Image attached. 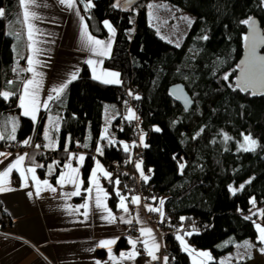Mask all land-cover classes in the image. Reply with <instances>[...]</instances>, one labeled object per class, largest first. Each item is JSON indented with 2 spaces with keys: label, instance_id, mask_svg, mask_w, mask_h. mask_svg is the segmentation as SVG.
<instances>
[{
  "label": "trees",
  "instance_id": "trees-1",
  "mask_svg": "<svg viewBox=\"0 0 264 264\" xmlns=\"http://www.w3.org/2000/svg\"><path fill=\"white\" fill-rule=\"evenodd\" d=\"M78 1L95 36H108L104 21L115 29L112 51L104 58L103 65L116 70L121 83L104 84L93 79L84 64L78 78L68 83L60 99H53L34 122L20 111L19 96L27 72L21 71L24 58L17 56L14 37L7 31L8 20L19 11V0H0V8L5 11V16L0 18V93H14L8 99L0 95V120L3 115L18 117L16 150L37 151V159L44 166L41 171L48 163H54L56 171L52 178L55 179L69 153L77 151L76 145L81 143V150L87 153L82 166L86 187L95 147L102 140L104 107L110 105L118 113L110 124L116 143L105 144L104 154L97 155L112 172V181L119 176L111 170L112 161L136 169L132 152L141 146L145 154L142 169L152 171L150 181L159 197H164L170 221L179 222L193 233L187 237L192 246L211 252L213 260L207 264H220V256L243 239L259 244L252 222L257 216H252L254 207L250 200L254 198L256 206L264 209V95L250 97L235 85L247 28L242 21L251 18L264 27V0H163L194 17L179 46L157 33L149 23L146 5L134 11L136 4L122 9L114 7L117 0H91L95 6L85 10L83 5L88 0ZM204 36L208 39H203ZM226 74L227 81L223 79ZM175 82L184 83L194 99L188 111L168 95V87ZM132 86H137L141 97L135 107L123 103ZM131 107L145 129L143 143L140 137L133 136L134 120L125 119ZM49 111L62 116L55 150L45 147L40 138ZM157 127L161 131H155ZM225 133L230 137L227 141ZM69 135L71 143L66 152ZM244 135L257 139L255 151L241 149ZM29 137L31 146H24L22 142ZM121 142L138 145L124 152ZM13 143L2 140L0 148L10 150ZM36 144L41 147L36 148ZM84 144L89 147L84 148ZM181 164L185 165L182 171ZM249 180L251 183H247ZM105 183L114 203L119 197L114 183L108 178ZM232 185L237 188L244 185V188L233 195ZM246 216L252 219H245ZM181 217L186 219L181 221ZM0 220L7 217L4 215ZM165 240L170 242L176 264H190L189 255L176 235L171 234ZM126 245L125 238L118 240V247ZM227 264H264V261L250 263L236 259Z\"/></svg>",
  "mask_w": 264,
  "mask_h": 264
},
{
  "label": "crops",
  "instance_id": "crops-1",
  "mask_svg": "<svg viewBox=\"0 0 264 264\" xmlns=\"http://www.w3.org/2000/svg\"><path fill=\"white\" fill-rule=\"evenodd\" d=\"M37 4L39 7L34 8V10L37 15L40 16V19L33 23L40 30L38 39L42 41V43L38 46L43 50L42 54L38 57L41 61V65L37 66V71L43 74V82L39 95L41 103L43 104L46 102L49 107L52 101H47V97L49 95L55 97V93L51 91L53 87L68 83V81L71 80V75L73 73H77L78 75L84 64H87L93 76L92 66L87 63V60L93 59L95 61H100L104 60L106 56L94 55L87 47H85L81 35L83 31L82 23L73 10L61 5L59 0H37ZM77 6L80 15L84 17V23L88 25L87 17L78 0ZM7 31L14 37V50L19 58H24L22 67L26 69L28 67L27 57L31 55V52L28 47L29 41L27 39L26 26L23 23V9L21 6L19 11L8 20ZM88 31L92 36L105 42H108L111 38L113 46V36L109 31L108 36L106 37L95 36L90 31L89 26ZM106 71L117 72L114 69L106 68L103 63H98L96 65L97 75ZM31 77L32 73L27 72L25 79H30ZM21 94L22 90L20 95ZM43 109L44 108L41 107L36 113L37 118L34 122L38 121ZM129 109L134 111L132 107ZM20 111L21 114H23V109L21 107ZM117 114L118 113L112 108V106L106 105L103 113L104 124L107 123L108 126H110L113 117H116ZM27 117L31 118V116ZM57 117L60 118V128L62 122L61 114L55 111L47 112L40 132V138L42 139L44 146L50 142L55 143V148L51 150H55L58 147V132L52 130L49 125V120H55ZM13 121H15L17 126L15 132L16 135L19 127V119L14 114L3 115L1 117L0 133H3L5 136L10 134ZM46 130L50 131L52 141L44 139L43 133ZM105 135L113 140L116 137L115 132L110 129V127L109 132ZM26 139H30V137ZM107 143V139H103L101 142L99 141L97 145L102 144V146H104ZM1 152L10 153L11 155L8 156L7 159L0 157V160L4 161L0 164V172L6 171L7 167L15 161L17 156L24 155L25 153L28 154V157H26L23 164L25 169L41 165L40 161L37 159V151L2 150ZM74 154L76 156L83 154L85 157L87 155L84 149H80ZM97 154V152L94 154V162L90 174L95 169L96 160H99L100 164L107 171L106 165ZM68 162L69 159L65 164ZM71 163L73 167L80 168V177L83 180V165L81 166L76 159H72ZM49 166H53L51 174H49ZM40 168L41 167H36L35 172L36 178L41 181V184L39 185L41 191L39 194L36 192L37 185L32 178L33 174L30 172H26L28 177L27 187L24 186L23 178L20 176L19 171L15 169L10 173L9 177L5 178L9 181L5 186L11 187L14 190L0 192V210L7 217V220L5 221L0 220V264H96V261H100L101 264H104L106 261L107 264L152 263L151 257L147 255L142 243V241L148 240L149 246H151V238L148 236H140L139 239L128 237L126 234L127 224L119 220L120 217H124L125 219L131 218L137 221L136 217L138 216L139 222H137L139 223L140 228H151L146 224L143 211L140 209L139 205L132 204L131 199L127 197L125 203L129 208V213H124L118 207L120 197H117L114 200V203H112L110 201V192L105 183L107 177L103 176L100 172L97 173L100 186L108 193L107 199L104 202L108 209H110L118 218L116 223H110L108 220H105L103 217L106 216L107 213L104 212L103 209H97L95 207V186L91 185L89 182L90 174L86 187H84L83 180L81 195L71 196L70 193L75 191V186L72 184L61 186L57 182L58 177L67 171L64 166L56 175L55 179L52 178L56 171V165L54 163H48L42 171ZM45 180H47L52 187H55L57 191L52 192L48 189L43 184V181ZM88 187H93V200L89 202L91 204L87 209L89 215L85 218L83 212L86 211V209L80 208L79 206L86 202L87 193L84 192V189ZM29 193H32V195L30 196ZM160 199L164 200V197H159L154 202H147L145 204V209L147 210L146 205L160 207ZM163 209H165L164 204ZM151 229L153 230L156 242L162 245L164 240L158 237L153 228ZM120 238L126 239L127 245L125 247L117 246ZM129 238L138 241L136 248L139 255L134 260L120 258L122 252L128 253L132 250V246L128 242ZM107 239H116L117 241L114 245H111L112 255L116 257V260L114 261L109 260V253L106 248L97 247L99 241ZM244 240L245 239L234 244L231 251L237 248L243 250L241 254L233 260L241 259V257H243V259H246L250 263L264 261L251 254L244 253V251L248 249L245 247V244H242ZM185 241L197 252L201 251L192 246L187 239H185ZM139 243L142 244L141 247L139 246ZM90 249L95 250L91 251ZM249 255L251 258H247ZM189 258L190 264H194L193 257L189 255ZM220 258L219 262H221ZM262 258L264 259V257ZM196 260H205V264L209 262L202 257H197ZM229 262H225V264Z\"/></svg>",
  "mask_w": 264,
  "mask_h": 264
},
{
  "label": "snow or ice",
  "instance_id": "snow-or-ice-1",
  "mask_svg": "<svg viewBox=\"0 0 264 264\" xmlns=\"http://www.w3.org/2000/svg\"><path fill=\"white\" fill-rule=\"evenodd\" d=\"M20 6L23 9V23L26 26L27 30V39L29 41L28 47L30 49L31 55L27 57V64L28 67L26 69H21V71L24 72H29L32 73V77L30 79H25L22 81V94L19 97V106L23 109V115L25 116H31L32 120H36V113L40 110L41 107L44 109H48V103H41L40 101V89L42 87V82H43V74L39 71H37V66L41 65V61L38 58L42 54V49L38 46L42 41L38 39V36L40 35V30L35 26L33 23L36 20L40 19V16L37 15L36 11L34 8L39 7L37 4V0H19ZM59 3L61 5L66 6V8L73 10L76 15L79 17L81 23H82V41L94 55H99V56H108L111 47H112V41L111 38L109 39L108 42L102 41L100 39H97L96 37L92 36L89 31H88V25L84 23V17L80 15L79 8L77 6V0H59ZM132 3V0H126V4L130 5ZM95 5L92 4L91 0H88L87 3L84 4L85 10H88ZM114 7H121L119 0L114 4ZM154 5H148L149 9H154ZM149 15L152 16V12H149ZM5 16V11L3 8H0V18H3ZM104 26L108 29V31L112 34L114 37L115 35V29L113 26L108 22L104 21ZM191 23V21H190ZM242 23L249 25V27L252 29V35L251 37L245 36L244 39L245 41H251L250 44V51H249V58L244 64V66L241 68V76L237 79L236 88H239L241 91H250L251 95L255 96L257 94L264 95V56H259L257 54V47L259 45H264V35H261L256 28V21L249 18L245 21H242ZM203 39L207 40L208 37L204 36ZM179 46V45H177ZM23 58V57H22ZM87 63L92 66V72H93V79L99 80L100 82L104 84H120L121 81L119 79L120 74L118 72H110L106 71L103 72L100 75H97L96 73V65L102 64L103 60L100 61H95L93 59L87 60ZM13 71H16V69H13ZM39 77V79H38ZM107 77V78H105ZM78 78L77 73H73L71 75V80L68 81V83H71L72 81L76 80ZM224 80L229 79V75L226 74L223 77ZM9 84L14 83L13 81H8ZM68 83H64L58 87H53L51 91L55 93V97L52 95H49L47 97V101H52L53 99L59 100L61 95L64 93L65 89L68 87ZM231 86V85H230ZM182 91V90H181ZM5 99H8L11 95H14V93H10L8 91H4L0 93ZM129 95H132L131 92H129ZM135 99H140L141 97L136 95L134 96ZM177 99H183L184 103L186 105H190L192 101L187 98L186 96H177ZM115 117H113L114 119ZM125 119L132 121V120H139V117L136 116L135 112L132 109H129V113ZM59 120L60 118L57 117L55 120H49V125L52 128V130L59 131ZM16 123L15 121L12 122V129L11 133L5 136L3 133H0V140H10V141H15L16 136ZM123 129H121L122 131ZM105 134H107L108 129L105 128ZM155 131L159 132L161 129L158 127L155 129ZM144 135L146 134H141V143H143ZM44 139L52 141V136L50 131H45L43 133ZM101 139H107L108 144L112 145L115 144V140L109 138L107 135L102 136ZM224 139L227 141L230 139V137L225 133L224 134ZM24 146H31V140L30 139H25L23 142ZM66 147L65 151L67 152V145L71 143V136L69 135L66 137ZM123 151L124 152H130L131 147H136L137 145L133 143L131 146L127 143H123ZM84 148H88V144L82 145ZM144 147H147V144L143 145ZM36 148H40L41 145L36 144ZM45 147L54 149L55 148V143L50 142L45 145ZM258 147V142L253 139L250 135H245L244 136V144L241 145V149L243 151H255L256 148ZM96 152L99 155L104 154V148L101 145H97L96 147ZM10 153H5V152H0V157H4L5 159L10 156ZM28 157V154L25 153L24 155H19L16 157L15 161L10 164V166L7 167L6 171L0 172V192H7V191H13L11 187L5 186L9 181H7L5 178L9 177L10 173L15 169L19 171L20 176L23 178L24 186L27 187V181L28 177L26 175V172H30L33 174L32 178L35 180L37 188L36 192L39 194L41 191L39 185L41 184V181L36 178L35 172H36V167H44L43 165H36L35 167H28L25 169L23 167L24 161ZM34 159V158H32ZM76 159L78 160L79 164L82 166L86 157L81 154L79 156H76L73 153H69V162L64 165V167L67 169L66 172L62 173L59 177L57 182L63 186L65 184H72L75 186V191L70 193L71 196H80L81 195V186L83 184V180L80 177V168L79 167H73L71 160ZM4 161L0 160V164H2ZM58 164L59 162H55ZM142 164L143 161H139L136 163V168L140 171V175L143 178L145 182H147L150 177L148 175H145L142 169ZM184 164L180 165L181 171L184 168ZM53 166H49V174H51ZM151 171V170H150ZM100 172L103 174V176L107 177L110 182H113L115 185H119L120 181L119 179H116L115 181L111 180V173L107 172L103 166L100 164L99 160H96L95 162V169L91 172L89 182L91 185L95 186V207L97 209H103L104 212L107 213L106 216L103 218L105 220H108L110 223H116L117 222V217L112 213L110 209H108L106 203L104 202L107 199L108 193L100 186L99 184V177L97 173ZM247 183H251V180H249ZM43 184L50 189L52 192H56L57 189L55 187H52L47 180L43 181ZM244 188V185H240L239 188L232 187L230 188L231 192L233 195L236 194L237 191H242ZM84 192L87 193V198L86 202L84 204H81L79 207L86 209V211L83 212V215L85 218L89 215L87 209L91 206L89 203L90 201L93 200V187H88L84 189ZM116 194L117 196L120 197V202L118 207L124 212V213H129V208L127 207L125 201L126 197L121 195L119 192V189H116ZM31 196L32 193H29ZM155 199V198H154ZM141 202V197L140 196H133L131 199V203L134 205H139ZM250 203L252 206L255 208L256 207V200L252 198L250 200ZM160 207H152L146 205V208L149 212H156L159 213L161 218H163V204L164 200L160 199L159 200ZM252 216H257L260 221H264V209H257L255 212L252 213ZM252 216H246L245 219L251 220ZM137 221L139 222V217H136ZM181 221L186 219L185 217L180 218ZM119 220L123 223L131 225L133 223V220L131 218L125 219L124 217H120ZM161 222H163V219H161ZM253 225L258 233L257 240L258 243L261 245H264V223L257 222L256 220H253ZM141 236H148L152 240L151 246H149L148 240L142 241L144 245V249L147 252V255L151 257L152 261H156L161 259V257L157 256V252L160 250V244L156 242V238L153 234V230L151 228H145L141 227L139 229ZM193 233L192 232H186L184 235L191 236ZM176 239L180 241V244L182 246L183 251L187 252L190 256L193 257L194 264H205V260H200L197 261V257H202L205 258L207 261L213 260V257L210 252L208 251H199L197 252L195 249L191 248L187 242L184 239L183 235H177ZM116 239H107V240H101L97 244V247L100 248H106L109 253V260H116V257L112 255V248L111 245H114L116 243ZM129 244L132 246V250L128 253H121L120 258L121 259H129V260H134L138 255L139 252L137 251L136 245L138 243L137 240L129 238L128 240ZM245 247L250 249L255 247V245L251 244L250 242H245ZM91 251H94L95 249H90ZM259 251L261 254H264V247H260ZM248 258H251L249 255ZM163 264H168L169 258L167 256H164L163 258ZM243 259V257H241ZM96 264H101L100 261H96ZM104 264H107V261L104 262ZM220 264H225L224 261H221Z\"/></svg>",
  "mask_w": 264,
  "mask_h": 264
},
{
  "label": "built area",
  "instance_id": "built-area-1",
  "mask_svg": "<svg viewBox=\"0 0 264 264\" xmlns=\"http://www.w3.org/2000/svg\"><path fill=\"white\" fill-rule=\"evenodd\" d=\"M137 86L131 87V93L132 95H127L123 98V103L131 105L133 107L138 104V99H135L134 96L138 95L137 92ZM135 127L133 130V136L139 138L141 137V134L145 132V129L142 128L141 125V118L139 117V120H134ZM150 129V128H149ZM18 140L16 139L13 144H11L10 150H16L18 146ZM140 141L138 140V144ZM42 144V143H41ZM137 144V145H138ZM81 149V143H78L76 145V150ZM2 150H5L3 148H0V152ZM75 153L76 151H72ZM144 151L141 148V146L137 147L134 152H132V160H134L136 163L144 159ZM46 160V159H45ZM113 171L118 176V179L120 181L119 185L114 184V189H119V192L121 195L132 199L133 196H140L141 202L139 204L140 209L144 213L146 224L153 228L158 237L162 238L163 244L160 245V250L156 253L157 256L161 257V259L152 261L151 264H163V257L167 256L169 258L168 264H176V259L172 255V250L170 247V242L165 240V237L174 234V235H183L184 239H187V235H184L187 230L184 229V227L179 222H171L169 218V213L167 210L163 209V218H161L159 213L156 212H149L145 209V204L147 202H154L159 198V193L157 190H155V184L150 181V179L145 182L143 178L140 175V171L136 168H132L130 165L125 164L123 162H120L118 160H113L111 163ZM145 175H148L150 178L152 177V171L143 170ZM155 198V199H154ZM4 218V214L0 210V219ZM161 219H163V222H161ZM133 220V219H132ZM140 225L136 220H133V223L131 225H126V234L128 237L139 239L140 234ZM139 246L141 247L142 244L139 243Z\"/></svg>",
  "mask_w": 264,
  "mask_h": 264
},
{
  "label": "rangeland",
  "instance_id": "rangeland-1",
  "mask_svg": "<svg viewBox=\"0 0 264 264\" xmlns=\"http://www.w3.org/2000/svg\"><path fill=\"white\" fill-rule=\"evenodd\" d=\"M122 0H119L121 2ZM154 5V9H149L148 5ZM146 5L148 9V19L149 23L155 27L157 30V33L164 38L165 40L179 45L182 43L183 38L185 37L186 33L189 30V27L193 21V15L190 14L189 12L173 5L170 2L163 1V0H139V2L136 3L134 11L142 6ZM152 12V16L149 15V12ZM132 20L134 21V14L132 15ZM191 21V23H190ZM109 127L108 124L103 125V133L102 136L105 135V128L108 129L107 132H109ZM245 136V135H244ZM244 136L242 138L241 144H244ZM253 138V137H252ZM255 139V138H253ZM257 141V139H255ZM144 141V140H143ZM101 142V140H100ZM258 142V141H257ZM102 146V144H100ZM107 172L111 173L110 170L107 169ZM232 187L237 188L235 185H232ZM257 209H263V206H256L254 208V212ZM257 222L263 223V221H260L259 218H256ZM245 242H250L251 244L255 245V247L247 249L244 251L246 254H251L254 257H258L261 260H264L262 257H264V254H261L259 251L260 247H264V245L257 244L254 242H251L249 239H245L242 244H245ZM198 249V248H197ZM201 251H209L208 249H199ZM243 249H235L233 251H229L225 253V255H222L220 260L224 262H229L233 260L234 258H237ZM248 258V257H247Z\"/></svg>",
  "mask_w": 264,
  "mask_h": 264
},
{
  "label": "water",
  "instance_id": "water-1",
  "mask_svg": "<svg viewBox=\"0 0 264 264\" xmlns=\"http://www.w3.org/2000/svg\"><path fill=\"white\" fill-rule=\"evenodd\" d=\"M137 2H138V0H132V3L130 5H127L126 4V0H122L121 1V8L122 9L130 8V7L134 6ZM255 21H256L257 31L261 35H264V27L261 25V23L258 20H255ZM251 35H252V29L249 27V25H247L246 36L251 37ZM250 44H251L250 40L244 42L243 51H242V57H241L240 61L237 64L238 74H237L236 82H237V79L241 76V68L244 66V64L246 63V61L249 58V51H250V47L249 46H250ZM257 54L259 56H264V45H259L257 47ZM167 92H168V95L173 100H175L176 102L180 103L182 105V107L186 111H188L194 104V99H193L192 95L190 94V92L186 88L185 84L182 83V82H175V83L171 84L168 87ZM241 92L248 93L250 97L262 96L260 94H257L255 96H253V95H251L250 91H241ZM177 96H186L187 98H189L192 101V103L190 105H186L184 103V100L183 99H177Z\"/></svg>",
  "mask_w": 264,
  "mask_h": 264
}]
</instances>
